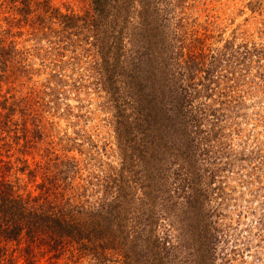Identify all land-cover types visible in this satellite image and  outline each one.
I'll list each match as a JSON object with an SVG mask.
<instances>
[{
	"label": "trees",
	"instance_id": "trees-1",
	"mask_svg": "<svg viewBox=\"0 0 264 264\" xmlns=\"http://www.w3.org/2000/svg\"><path fill=\"white\" fill-rule=\"evenodd\" d=\"M154 1L91 0L75 13L53 0H12L5 11L1 264L15 263L13 242L23 244L17 258L24 264H37L45 252L88 264L229 261L217 258L210 183L235 165L231 120L245 117L249 97L264 95V41L212 48L183 24L171 32L162 26L168 18ZM250 71L258 76L249 78ZM13 76L32 83L26 94L4 92V78ZM216 93L221 98L210 103ZM72 97L80 112L62 111ZM96 98L106 115L92 125L96 114L82 107ZM61 116L71 120L72 134L55 136L48 126ZM251 153L240 159L257 161L260 170L264 142ZM169 157L180 168L172 188Z\"/></svg>",
	"mask_w": 264,
	"mask_h": 264
},
{
	"label": "rangeland",
	"instance_id": "rangeland-1",
	"mask_svg": "<svg viewBox=\"0 0 264 264\" xmlns=\"http://www.w3.org/2000/svg\"><path fill=\"white\" fill-rule=\"evenodd\" d=\"M154 2L155 6L159 5L161 8V17L168 18V22L163 20L165 24L158 21L162 26L171 32L183 24L181 26L183 32H188L190 35L197 33L198 37L205 40L212 48L223 50L228 40H235L237 45L245 41L256 44L264 41V0H155ZM53 3L64 12L84 13L91 7V0H53ZM11 5L12 0H0V26L2 27L9 26L6 19L9 13L5 11H8ZM181 20L184 22L178 23ZM27 38L28 36H24L19 40L23 42ZM25 44L26 47L34 45L33 41ZM254 71L248 73L249 78L258 76ZM0 74H2L1 70ZM41 79L42 77L39 76L32 81ZM15 80L14 76L4 78V92L16 87V90L26 94L29 91L27 85L30 86L32 83L25 79ZM221 84L220 88L224 89L226 84L223 82ZM14 92L15 90L12 93ZM218 98L221 96L216 93L213 101H209L214 104ZM67 105L73 107L78 113L79 105L81 107L82 104L79 99L72 97L63 104L62 111H65ZM100 105L99 98H96L94 103H86L82 107L88 114L92 112L96 114L91 120L92 125L96 124L97 120L105 118L106 114L98 111ZM243 112L245 117L242 118L241 115L231 120L228 126V130L229 127L235 130L230 139L234 148L232 156L236 157L235 165L231 168L228 166L218 174L216 181L219 182L210 183V193L213 198H217V201L213 200L212 204L214 210L212 222L220 234L217 257L219 263L225 262L227 258L229 260L226 261L227 264H264V224L261 225L259 222L264 217V167L256 170L255 166H260L257 161L240 159L244 156L250 159L254 144L257 141L264 142V123H259L256 117L258 113L264 116V95L249 97ZM49 120L55 122L54 125L48 124L55 136L72 134L73 127L68 116L52 117ZM230 158L231 154L222 162L229 163ZM173 160V157H169L166 162V177L169 180L167 183L171 188L175 185L173 172L180 169L179 163H170ZM22 247L23 244L15 242L9 246V253L15 259L14 264H24L22 258H17L21 254L19 250ZM258 257L261 260H258ZM37 264L88 263H83L81 258L75 259L69 255H51L45 252L38 258Z\"/></svg>",
	"mask_w": 264,
	"mask_h": 264
}]
</instances>
